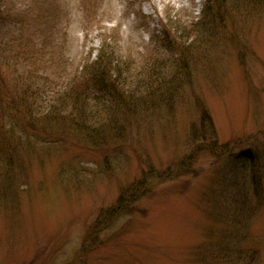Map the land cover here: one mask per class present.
I'll list each match as a JSON object with an SVG mask.
<instances>
[{
	"label": "rangeland",
	"instance_id": "1",
	"mask_svg": "<svg viewBox=\"0 0 264 264\" xmlns=\"http://www.w3.org/2000/svg\"><path fill=\"white\" fill-rule=\"evenodd\" d=\"M0 264H264V0H0Z\"/></svg>",
	"mask_w": 264,
	"mask_h": 264
},
{
	"label": "trees",
	"instance_id": "2",
	"mask_svg": "<svg viewBox=\"0 0 264 264\" xmlns=\"http://www.w3.org/2000/svg\"><path fill=\"white\" fill-rule=\"evenodd\" d=\"M107 59V58H106ZM106 59H104V61L103 62H106V61H108V60H106ZM106 63H108V62H106ZM98 68V67H97ZM97 68H94L95 70L94 71H92V73H93V75L96 77V76H98L99 77V80H100V82H103V80L104 81H106V78L109 76V71H107L105 68H103V69H101L100 70V72H98L97 71ZM106 70V71H105ZM101 85H103V83H101ZM76 108H78V106L76 105L75 106ZM75 108V109H76ZM205 118H207V119H209L210 121H211V118H210V116H209V114H207V113H205L204 114V119ZM216 137H214V139H215ZM204 141V140H203ZM211 142V141H210ZM214 144H216V141H214ZM212 145V144H211ZM202 147L206 150V151H210L211 153H215L213 150H214V148H207L206 149V146L203 144L202 145ZM185 162H189V161H185ZM185 162L183 161V163L181 164L182 165V167L184 166V164H185ZM181 165L179 166L180 168H181ZM122 199H123V195L121 196V198H119V200H118V203H121L122 202Z\"/></svg>",
	"mask_w": 264,
	"mask_h": 264
}]
</instances>
